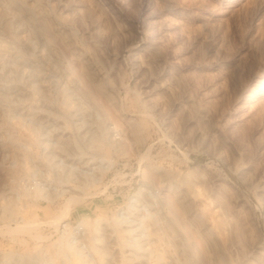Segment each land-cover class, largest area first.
Returning a JSON list of instances; mask_svg holds the SVG:
<instances>
[{
	"label": "rangeland",
	"instance_id": "1",
	"mask_svg": "<svg viewBox=\"0 0 264 264\" xmlns=\"http://www.w3.org/2000/svg\"><path fill=\"white\" fill-rule=\"evenodd\" d=\"M262 77L264 0H0V264H264Z\"/></svg>",
	"mask_w": 264,
	"mask_h": 264
},
{
	"label": "bare ground",
	"instance_id": "2",
	"mask_svg": "<svg viewBox=\"0 0 264 264\" xmlns=\"http://www.w3.org/2000/svg\"><path fill=\"white\" fill-rule=\"evenodd\" d=\"M23 3H24V2H23ZM27 7H28V6H27ZM27 9H29V8H27ZM30 9H31V8H30ZM29 12H30V10H29ZM18 28H19V27H18ZM13 32H14V31H13ZM260 82H261V83H264V77H262V78L260 79ZM262 88L264 89V87H262ZM258 94L262 95V94H264V92H263V91H259ZM68 106H69V105H68ZM102 136H104V135L102 134ZM102 138H103V137H102ZM104 139H105V137H104ZM104 139H103V140H104ZM92 140H93V139H92ZM103 140H102V141H103ZM104 141H105V140H104ZM107 141H108V140H107ZM92 143H93V142H92ZM92 143L90 142L91 146H93V144H94V143H93V144H92ZM94 146L97 147L96 144H94ZM40 191H41V190H40ZM37 193H38V192H37ZM74 199H75L74 197L70 198V199H69V202H72ZM62 218H63V217H62ZM62 218H61V219H62ZM17 219H18V218H17ZM64 219H65V218H64ZM64 219L61 220V222H65L66 219H65V220H64ZM64 225H65V224H64ZM93 237H94V236H93ZM61 251H62V250H61ZM72 251H74V250H72ZM73 253H75V252H73ZM78 254H79V253H78ZM78 254H74V255H73V258H71V259L74 261L73 263H75V264H81V263H82V262L80 263L81 260L79 259ZM31 261H32L31 256H30V255H27V256H24V257L21 259L20 264H30ZM77 262H79V263H77ZM82 264H83V263H82Z\"/></svg>",
	"mask_w": 264,
	"mask_h": 264
}]
</instances>
